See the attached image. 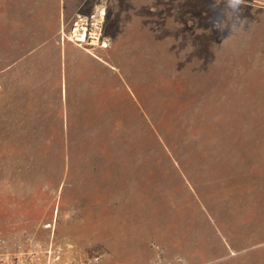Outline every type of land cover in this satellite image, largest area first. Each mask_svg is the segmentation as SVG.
Returning <instances> with one entry per match:
<instances>
[{"label": "rangeland", "instance_id": "374dc122", "mask_svg": "<svg viewBox=\"0 0 264 264\" xmlns=\"http://www.w3.org/2000/svg\"><path fill=\"white\" fill-rule=\"evenodd\" d=\"M0 242L264 264V0H0Z\"/></svg>", "mask_w": 264, "mask_h": 264}, {"label": "built area", "instance_id": "2783aa9c", "mask_svg": "<svg viewBox=\"0 0 264 264\" xmlns=\"http://www.w3.org/2000/svg\"><path fill=\"white\" fill-rule=\"evenodd\" d=\"M0 247L5 248V245L0 242ZM0 264H44V262L36 248L26 250L18 248L11 252L0 251Z\"/></svg>", "mask_w": 264, "mask_h": 264}, {"label": "bare ground", "instance_id": "6f19581e", "mask_svg": "<svg viewBox=\"0 0 264 264\" xmlns=\"http://www.w3.org/2000/svg\"><path fill=\"white\" fill-rule=\"evenodd\" d=\"M79 37H80L79 40L81 41L84 40V33H80Z\"/></svg>", "mask_w": 264, "mask_h": 264}]
</instances>
